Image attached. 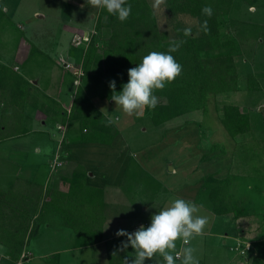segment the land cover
<instances>
[{
	"label": "rangeland",
	"instance_id": "obj_1",
	"mask_svg": "<svg viewBox=\"0 0 264 264\" xmlns=\"http://www.w3.org/2000/svg\"><path fill=\"white\" fill-rule=\"evenodd\" d=\"M82 6L81 0H0V62L13 68L19 65L20 70L15 72L33 84L34 92L40 89L52 94L49 96L67 111L74 102L77 87L83 85L95 105L113 120L120 133L112 144H84L76 141L81 130L75 134L70 132L68 121L57 123L36 107L26 104V117L19 119L22 123L19 133L26 130L28 133L0 140V177L11 183L20 173L19 178L33 177L42 183L47 179L48 183L51 178L55 185L60 184L64 173L69 174V179L77 177L82 191H72L63 197H70L76 203H85L84 199L89 197L90 202L85 203L82 213L91 210L93 216L102 212L98 192L102 191L99 188H105L102 194L107 199L118 194L121 200L128 201L138 211L139 217L131 232L141 224L148 227L151 216L169 206L174 199L192 201L199 208L195 215L208 220L203 233L190 242V246L196 249L194 255L199 262L249 264V251L241 254L234 247L238 239L250 240L255 247V241L264 238V182L260 174L256 175L259 166L251 163V172L237 170L234 174L231 192L245 202L248 211L240 219L234 218L232 213L219 215L212 210L211 184H204L205 187L201 188V178L212 174L210 171L220 163H226L233 149L240 151L242 147L244 153L250 155L254 149H264V57L252 58L250 54L253 50L264 52L262 0H236L225 21L227 31L237 39L242 54L238 62L241 74L245 77L249 71L254 72L259 88L248 89V83L243 79L238 90L213 96L206 113L196 111L161 125L153 123L150 109H145L141 116L124 113L110 97L102 94L103 82L99 76L75 75V67H81L86 43L77 46L72 40L77 35L89 38L95 33V13L98 10L96 8L95 13H91ZM160 26L165 28L164 18H160ZM97 35L107 36L108 31ZM71 91L75 93L70 95ZM8 98V95L4 97L5 100ZM227 102L239 104L252 119L251 130L241 135L243 138L234 146L233 137L220 120ZM15 117L5 115V123L13 122ZM32 118H39L40 122L45 119L46 124L34 126L37 121ZM8 131H13L9 125ZM57 152L64 161L52 169L51 160ZM250 160L261 164L254 157ZM237 168H240L238 163ZM120 208L118 204L117 210ZM87 217L83 214L75 216L78 222L85 221L82 230L103 222L102 216L91 220ZM56 220L61 221L62 216L56 214L54 222ZM60 223L49 224V230L45 231L41 218L32 222L22 253L29 252L31 258L33 245L37 250L50 253L85 241L69 227L74 223ZM6 230L5 225L0 226L2 236ZM74 236L79 240H74ZM43 243L44 247L39 249V244ZM176 244V251H181L184 247L182 241L177 240ZM0 250L4 255L3 246ZM55 253L49 261L38 255L29 264H75L80 255V251H65L61 256ZM172 254L175 257V253ZM156 256L159 257H153L156 262L165 264L159 254ZM85 258L88 264V257L81 253L82 262ZM176 264H181L179 259Z\"/></svg>",
	"mask_w": 264,
	"mask_h": 264
},
{
	"label": "trees",
	"instance_id": "obj_2",
	"mask_svg": "<svg viewBox=\"0 0 264 264\" xmlns=\"http://www.w3.org/2000/svg\"><path fill=\"white\" fill-rule=\"evenodd\" d=\"M81 1L83 9L95 13L96 7L90 6L87 0ZM127 2L131 5L132 11L125 22H120L106 9L98 8L95 13V33L86 46L81 64V70L86 77L97 75L102 79L103 95L111 98L109 82L112 80L116 81V91L120 92L122 85L128 82V69L136 67L150 52H167L169 42L172 40H186L177 52L171 53L182 65L183 70L181 75L163 90L154 91L159 101L155 109H150L155 125H161L179 116H190L196 111L206 113L213 96L238 90L243 79H246L248 89L259 88L254 72L249 71L245 77L241 74L238 62L242 54L237 39L225 27L226 18L229 17L236 0H166V4L158 9H153L152 0ZM204 5H211L214 10L213 16L208 20L210 31L207 34L200 30L201 22L207 19L201 14ZM160 18H164L165 28H161ZM185 27L192 28L191 36L184 37L182 31H178ZM105 31H108L107 36L97 35ZM250 54L252 58L264 57V52L261 51L253 50ZM15 71H17L15 68L0 62V140L28 133V130L19 133V127H22L19 119L25 116L26 104L36 107L57 123L65 124L68 121L69 131L73 134L81 130L77 133L78 142L88 145L112 144L119 135V128L95 105L83 85L77 87L74 102L67 111L55 98L42 92L37 86L35 87L39 90L34 92L33 84ZM14 80L16 82H13ZM6 95L9 98L5 100ZM5 115L11 118L16 116V119L13 122L9 120V124L5 123ZM220 120L232 137L247 133L252 128L250 113L242 111L237 103H225ZM8 125L13 131H8ZM76 178L71 181L69 195L72 191L74 193L82 191L80 180ZM22 179L18 178L14 184L21 182ZM201 179V188L205 187L204 184H211L209 195L215 213L219 215L232 213L236 219L247 215L245 202L231 192L234 174L218 177L212 173ZM99 189L102 190L98 192L101 194L104 189ZM50 196L47 202L53 200L55 195ZM43 199L41 197L40 201ZM70 200L69 197V202ZM40 201L38 200V204ZM25 204L27 206L23 208V212L19 210L21 215L12 217L13 222L6 225V232L1 235L0 244L5 247V254L0 256V264H16L31 223H35L43 209H46V206H38L35 211L33 200ZM32 210L35 213L39 212L35 219ZM72 210L69 205L60 208L64 224L74 223L69 227L78 233L83 232V240L87 243L94 244L103 240L101 232L96 234L90 231L87 233L93 238H89L88 235L85 237V231L81 227L86 223L78 222L75 219L78 213ZM99 228L102 229V223L99 224ZM122 241H125L123 236L106 241L109 264H123V259L128 254L126 250L117 251ZM113 252H117V255L113 256ZM247 258L250 260L249 264H264V238L255 241V247L249 251Z\"/></svg>",
	"mask_w": 264,
	"mask_h": 264
},
{
	"label": "clouds",
	"instance_id": "obj_3",
	"mask_svg": "<svg viewBox=\"0 0 264 264\" xmlns=\"http://www.w3.org/2000/svg\"><path fill=\"white\" fill-rule=\"evenodd\" d=\"M87 3L92 7L106 9L120 22H125L132 11L127 0H87ZM165 4L166 0H153L152 7L158 9ZM201 14L207 19L201 22L200 30L207 34L210 31L208 20L213 16L214 10L211 5H204ZM178 31H182L184 37L192 35L191 27ZM184 43L186 40H172L167 52L153 51L144 56L136 67L128 69V82L122 85L120 92L116 91V81H110L111 100L129 116L134 113L141 116L145 109H155L159 101L154 91L163 90L182 73V65L171 53L177 52ZM198 211L194 202L177 198L169 206L153 214L148 227L141 224L131 233L118 230L116 236H124L126 240L121 242L117 251H124L129 246L133 249L131 255L124 257L123 264H145L146 260H152L157 254L166 264H176L178 259L181 264H199V259L194 255L196 249L190 246V242L203 233L208 220L195 215ZM177 240L184 245L179 252L176 251ZM114 255L117 252H113Z\"/></svg>",
	"mask_w": 264,
	"mask_h": 264
},
{
	"label": "crops",
	"instance_id": "obj_4",
	"mask_svg": "<svg viewBox=\"0 0 264 264\" xmlns=\"http://www.w3.org/2000/svg\"><path fill=\"white\" fill-rule=\"evenodd\" d=\"M14 68L17 71L20 70V67L17 64L14 65ZM44 92L48 95H52L46 91ZM69 93L71 95L72 93H75V91L74 92L71 91ZM32 119L34 122L37 121L36 125L34 124V126H38V124H46L45 119H43L42 122H40L39 118H36V119L32 118ZM242 138L243 136L241 135L237 137H233V141H234L233 146L236 145L237 141L239 142ZM259 149L258 150L254 149L251 155L250 153H244V151L242 150V147L240 151L239 149L238 150L233 149L229 153L230 159H228L226 163H220L221 165L219 167L212 169V171L210 172L214 173L215 175H219L218 177L227 176L228 174H236L235 172H237V170H246L247 172H251V169H252L251 163H253L255 166H259V169L257 170L258 172L256 173V175L260 174L261 177L263 178L261 181L264 182V149L262 148H259ZM253 157L255 159H259L261 161V164L252 162L250 159H252ZM61 160L63 162L64 158L61 157ZM216 162L218 163L219 161H216ZM237 163L240 165V168H237ZM16 175L18 176V178L21 177L20 173ZM68 176L69 174L64 173L63 176L61 177L60 184H56V185L54 184L55 182L51 183V178L49 179L48 183H47L48 179L44 183H42V181L34 180L33 177H30V178L22 177L23 179L21 182H17L18 184L17 183L14 184V181L17 180L18 178L14 179L13 181L11 180L12 181V182L10 181L11 183H6L2 180L3 177L2 178L0 177V226L5 225V228H6L7 224L13 222L12 217L20 216L21 213L19 212V210L23 212V208L27 206L25 204L27 202L26 200L35 201V205H34L36 206L35 211L38 208V206L39 207L46 206L45 210L42 208L43 211L40 216L43 222L42 224L43 230L45 231L49 230V224L51 223L61 224L60 222L62 221V224H64V217L60 211V208H64L69 205V197L68 198L63 197V195L69 194L71 180H73V178L69 179ZM263 191H264V187H263ZM50 194L55 195V196L53 200L47 202L51 198ZM41 197H43L44 199L40 201ZM100 197H101L100 198L101 205L99 207H101L102 212L99 214L97 213V215L95 216H93V213L91 212V210L86 211V213L85 211L82 213V208L85 209V203L90 202L89 197L87 198L84 197L85 203H82V202L76 203L75 201L70 200L71 202L70 205H71V208L73 209L72 212H76V214L78 213L77 215L83 214L85 217L88 216L87 217L88 220L102 216V220H103L102 229L99 228V224H100L99 223L97 226L96 225L91 226L92 229L84 228L83 230L85 231L84 236L86 237V235H88L89 238H93V236H91L87 232L94 231L96 234L101 232V234L103 235V240L97 243H94V244H90L85 241L77 242L73 244L70 248L67 247L64 249L57 250V251L54 249L53 252H50V253H45V252H42L41 250H37L33 245V247L31 248L32 251L34 250L33 256L29 259L27 264L33 262L34 259H36L38 255H39V258L45 257V259H48L49 261L52 259L51 257L54 255L53 253L56 252L55 254H58L61 256L62 253H64L65 251H71V252L80 251V255H78L79 260L75 261V264H83V262L87 264L86 258L82 262L81 253L88 257V260H89L88 264H109V259H108L109 252H108L106 241L117 237L116 232L120 229L126 230L127 232L131 233V230L133 229L132 225L137 221L139 214H138V211L132 206V204H130L126 200H121L118 194H114L113 196H110L107 199L105 194L101 193ZM38 200L40 201L39 204H38ZM118 204H120L122 208L117 210ZM28 207H31V206H28ZM17 208L19 209L17 210ZM35 211L33 212L35 213ZM96 212H97V209H96ZM56 214H59L60 216H62L61 221L56 220V222H54ZM34 215H35L34 218H37L39 215V212L37 211ZM89 224H92V223H89ZM243 230L244 229H242V231ZM1 234L2 233L0 232V237H1ZM76 234L79 235L78 237H80V240L81 238L83 240V232L82 234L81 233H76ZM48 237L50 236L48 235ZM73 238L74 240H79V238L76 239V236H74ZM124 238L126 240V237ZM2 246L3 245L0 244L1 248ZM38 247L39 249L40 247H44V243L41 245L39 244ZM103 248H104V251L102 250ZM3 249L5 251L4 246H3ZM132 252H133V249L129 246V248L126 249V253L128 255H131L130 253ZM155 258L159 259V257L157 256L154 257V259ZM154 259L146 260L145 264H159Z\"/></svg>",
	"mask_w": 264,
	"mask_h": 264
},
{
	"label": "built area",
	"instance_id": "obj_5",
	"mask_svg": "<svg viewBox=\"0 0 264 264\" xmlns=\"http://www.w3.org/2000/svg\"><path fill=\"white\" fill-rule=\"evenodd\" d=\"M92 36V35H91ZM91 37L87 38V36L85 35H80V36H76L74 37V39L72 40V43L74 45H82L84 43H86V46L89 44ZM67 67H72V64H67ZM17 68V67H16ZM82 70L81 67H75V75H82ZM66 127V126H65ZM62 160H61V155L57 152L54 157L51 160V167L53 168H57L58 166L62 165ZM235 249L239 250L241 252V254H246L247 251H250L251 249L254 248L252 242L250 240H242V239H238V243L237 245L234 247ZM231 249H233V247H231ZM30 253L27 251H24L20 258L17 261V264H26L27 261L30 259L29 255ZM3 254H1L2 256Z\"/></svg>",
	"mask_w": 264,
	"mask_h": 264
},
{
	"label": "water",
	"instance_id": "obj_6",
	"mask_svg": "<svg viewBox=\"0 0 264 264\" xmlns=\"http://www.w3.org/2000/svg\"><path fill=\"white\" fill-rule=\"evenodd\" d=\"M87 34V32H85Z\"/></svg>",
	"mask_w": 264,
	"mask_h": 264
}]
</instances>
